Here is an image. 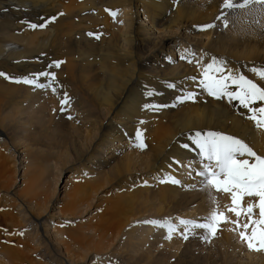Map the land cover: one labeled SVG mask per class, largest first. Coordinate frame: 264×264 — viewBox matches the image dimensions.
Listing matches in <instances>:
<instances>
[{"label":"bare ground","instance_id":"6f19581e","mask_svg":"<svg viewBox=\"0 0 264 264\" xmlns=\"http://www.w3.org/2000/svg\"><path fill=\"white\" fill-rule=\"evenodd\" d=\"M236 2L239 3V0ZM221 3L222 0H177L173 7V0H0V71L11 77L29 76L38 81L33 85L0 77V105L4 102L6 108L20 110L23 107L28 111L33 108L28 101L42 105L50 99L53 104H57L65 99L66 93L65 103L70 109L81 110V115H72L78 117L84 129L76 128L75 122L72 124L73 131L76 129L75 134L79 132L80 135L79 141L74 139L75 145L82 144V147L73 162L69 161L65 152L61 153L63 160L65 164L81 161L87 150L91 156H86V162L88 159L89 162L97 160L92 169L86 165L79 167V172L71 170L68 183L75 185L63 191L67 200L64 203L62 199L63 205L59 209L65 217L76 214L77 217H83L87 214L88 209L82 210L79 206L84 205L82 208H86L85 205L91 204L89 199L100 190L101 181L91 184L84 181V178L98 170L104 171L107 181L120 174L123 175V184L129 179H133L130 182L136 179L131 183L137 185L135 196L131 199L134 210L146 205L148 195L160 199L165 193L178 198L185 194L189 200L196 198V207L201 206L203 199L215 191L193 188L200 184L201 178L195 174L200 163L198 149L189 137L197 131L201 134L223 132L236 135L258 155H264V130L252 125L247 118L248 110L242 108L237 100L229 102L208 96L199 86L201 73L205 71L203 65L212 57H217L228 68L238 70L264 87V80H260L251 71L253 67L264 69V13L259 8L237 9L235 12L227 10L225 15L229 23L225 27L216 20L222 11ZM105 9L115 11V16ZM49 16H56V20L50 21L43 29H30L26 23H22L42 22L40 18ZM206 23L214 27L203 30L194 27ZM88 32L99 34V38L86 35ZM184 49L192 54L191 62L179 59ZM165 56L171 57L174 62L168 63L164 60ZM57 60L62 61L59 67L53 64ZM44 71L54 73V79L30 75ZM193 76L196 77L195 81L185 79ZM166 81L175 82L177 87H166ZM229 88L234 91L235 85H229ZM148 89H155V94L145 95ZM184 90L195 93L196 98L176 101L175 97L183 95ZM145 103L166 107L158 111L143 109ZM261 106H264V101L250 103L253 108ZM1 113L0 126L3 127ZM36 118L41 120L39 115ZM137 128L142 131L146 145L143 149L135 146ZM185 143L189 144V149L181 146ZM75 145L70 150L71 156L75 154ZM119 156L121 158L116 160ZM173 157L184 164H191V174L188 168L173 164ZM114 160L116 162L107 168ZM74 172L80 177L75 178ZM138 173L144 175L137 176ZM54 174L52 179H57L60 171ZM165 174L174 176L181 184L174 185L167 181L161 183ZM154 177L161 178L153 180ZM77 179L82 181L78 182ZM36 180L37 176H32L31 181ZM31 181L28 178L27 187H22L18 193L14 192L20 199V205L23 203L27 208L25 198L31 195ZM144 181L154 183L153 186L158 189H147ZM55 186L56 183L47 187V192L53 193ZM244 199L248 200V197ZM214 200L215 205L209 201L208 210L197 209L198 217L206 216L204 212H210L216 206L231 219H235L226 210L229 204L226 193L217 192ZM38 206L36 199L32 209ZM45 208L42 207L43 210ZM171 209L179 211L175 206ZM31 210L28 208L29 212ZM168 216L171 217V214ZM183 216L186 217V212L178 214V217ZM255 218H258V211ZM244 220L241 217L240 222ZM41 227L46 233L44 226ZM233 227L227 223L219 226L224 239V242L219 243L232 246L243 256L236 259L221 250V263L264 264V249H260L259 243L256 242L250 250L241 242L238 232L232 231ZM129 229L131 232H127L133 234L134 229ZM248 231L250 234V229ZM43 236L46 237L44 233ZM75 241L93 247L96 252L104 249L102 243H82L80 239ZM130 243L138 246L141 241L134 239ZM8 248L6 246L5 250L0 240V249L6 253L7 261L19 259L21 263L33 264V258L26 255L28 251L23 253L17 248ZM61 255H57L54 261L59 259L65 264H74V260L69 259L65 253ZM117 256L123 254L120 252ZM210 257L212 260L218 258L214 254ZM101 261L105 262L88 256L85 264H101ZM148 263L145 255L142 264ZM57 264L60 262L57 261Z\"/></svg>","mask_w":264,"mask_h":264},{"label":"rangeland","instance_id":"374dc122","mask_svg":"<svg viewBox=\"0 0 264 264\" xmlns=\"http://www.w3.org/2000/svg\"><path fill=\"white\" fill-rule=\"evenodd\" d=\"M3 13L8 15L6 11ZM28 104L33 107L28 111L23 107L20 110L6 108L4 102L0 105L3 122V127L0 126V240L5 250L8 246L9 250L17 248L23 253L28 251L26 255L33 258V264H57V261L65 264L59 259L54 261L57 255L64 253L69 259L74 260V264H85L88 256L94 260H104L105 262L101 261V264H142L145 255L148 257V264H222L221 250L236 259L243 256L241 252L232 249V246L219 243L224 242L219 227L210 240H202L201 236L206 234L204 229L180 222L181 220L203 222L209 214L207 210L210 196L203 199L201 206L196 207V198L189 200L185 194L178 198L165 193L160 199L148 195L146 205L134 210L131 199L135 196L137 185L131 183L136 179L132 182L130 180L133 179H129L123 184L122 174L111 181L106 180L104 171L98 170L87 175L84 178L86 182L92 184L101 181L100 190L89 199L92 201L90 205H85L86 208H82L84 205L79 206L82 210L88 209L87 214L83 217H77L78 214L65 217L59 209L63 205L62 201L65 203L67 200L63 191L75 185L72 182L68 183L71 170L76 169V172H79V167L86 165L88 169H92L97 161L89 162L88 159L86 162V156H91L87 150L81 161L72 163L82 147V144L75 145V140L79 141L80 135L79 132L75 134L76 129L73 131L72 124L75 122L76 128L84 129L83 123L72 114L76 113L78 114L76 116H79L81 110H72L65 103L64 111H61V104H53L50 99L42 105H34L29 101ZM37 115L41 120L36 118ZM73 145L75 154L71 156L70 150ZM62 152H65L72 162L65 164ZM119 158L121 156L116 160ZM116 160L107 165V168ZM58 171H60L58 178L52 179L53 174H57ZM142 175L144 173H138L137 176ZM32 176H37V180L32 182ZM74 177L80 176L76 173ZM28 178L32 187L31 195L25 198L28 208L31 210L34 207L36 199L39 202V206L31 212L23 203L20 205V199L14 194L20 192L22 187L23 189L27 187ZM160 178L154 177L153 180ZM80 180L77 179L78 182L82 181ZM55 183V191L47 192L49 189L47 187ZM153 184L147 183V189H158ZM196 186L193 188L199 190L200 184L199 187ZM216 196L215 191L211 197ZM32 197L34 199H31ZM247 201L244 199L245 205ZM228 202L230 203L229 200ZM43 206L46 207L44 210ZM172 206L177 207L179 211H173ZM198 208L207 209L204 212L206 216L198 217ZM183 212H186V217H178V214ZM150 220L159 221V224L143 223ZM138 221L141 223H137ZM41 225L44 226L46 233ZM130 227L134 229L133 234H129ZM185 227L189 229L187 239L182 236ZM174 233L176 236H173ZM132 235L134 238H131ZM77 239L82 240V243H102L104 249L96 252L93 247L77 243L75 241ZM134 239L141 243L138 246L133 245L130 242ZM120 252L123 256H117ZM136 252L138 254H135ZM212 254L218 258L212 260L210 257ZM0 264L28 263H21L19 259L7 261L6 253L0 249Z\"/></svg>","mask_w":264,"mask_h":264},{"label":"snow or ice","instance_id":"6c2138e0","mask_svg":"<svg viewBox=\"0 0 264 264\" xmlns=\"http://www.w3.org/2000/svg\"><path fill=\"white\" fill-rule=\"evenodd\" d=\"M177 0H173V7H175ZM259 8L261 13H264V0H222V11L216 17V20L223 26H227L229 23L225 11L231 10L235 12L240 10H254ZM110 15L115 16V11L105 9ZM62 15V13H57ZM42 22H29L26 23L30 29H43L50 21H55L56 16H49L47 18H40ZM198 29H208L214 27L213 24L196 25ZM88 36H96L99 38V34L88 32ZM192 54L188 49H184V54L179 56L180 60H188L191 62L190 56ZM164 60L168 63H173V59L169 56H165ZM62 61H53L57 67L60 66ZM199 66V65H198ZM204 72L201 73L202 79L200 80V87L207 92L208 96L216 99H226L229 102L232 100L239 101L242 108L248 110V120L254 127L259 130H264V106L259 108L250 107V103L253 101H264V87L259 86L258 83L249 79L245 75L239 73L236 69H230L226 66L222 59L212 57V59L203 65ZM251 71L259 77L260 80H264V69H258L253 67ZM215 73V75H213ZM32 77L45 76L54 79L55 74L50 71L37 72L30 74ZM0 77L5 79L15 80V82H23L25 84H37L36 79H31L29 76L23 77H11L8 74L0 71ZM185 79L196 80V77H186ZM166 87L174 89L177 84L172 81L165 82ZM229 85H235V90L229 88ZM155 94V89H148L145 95L151 96ZM65 99L60 101L61 111H64V104L67 99L65 93ZM196 98V94L184 90L183 95H178L175 100L182 102L185 100H193ZM175 106V105H173ZM166 107V105H149L145 103L142 105L143 109H149L158 111L160 108ZM139 123H143L140 121ZM264 134V131H262ZM135 146L143 149L146 147L142 138V131L137 128L135 131ZM192 144L198 149V157L200 168L196 169V176L200 177V189L205 188L214 190L216 192L226 193L230 203L226 206L228 213H231L235 219H231L225 214V211L219 210L217 207H212L208 216L203 222L186 221L181 220L182 224H192L195 227H199L205 230V235L201 236L202 240L211 239L217 232L218 227L221 224L227 223L234 227L232 231L238 232V236L242 243L252 250L255 247V243H259L260 249H264V155H258L256 151L246 143L242 138L236 135H228L223 132H201L197 131L195 135L190 136ZM184 149H189V144L185 143L181 145ZM242 157H247L242 158ZM173 164L186 167L189 170V174L192 172L191 164H184L177 158H172ZM206 161V162H205ZM171 167V165H169ZM170 182L174 185H180L181 182L174 176L165 174L164 179L160 182ZM147 184V181H144ZM187 188L188 185H183ZM248 197V201L245 205L244 198ZM210 200L215 205V200L210 195ZM258 211V218L256 217V211ZM241 217L245 220L240 222ZM141 223V222H137ZM143 223L159 224V221L150 220L143 221ZM259 226V229H258ZM242 229V230H240ZM250 229V234L249 230ZM174 231V229H172ZM189 229L185 227L182 234L184 239H187V233ZM170 238V237H166Z\"/></svg>","mask_w":264,"mask_h":264}]
</instances>
